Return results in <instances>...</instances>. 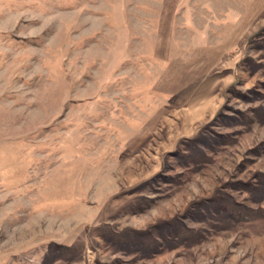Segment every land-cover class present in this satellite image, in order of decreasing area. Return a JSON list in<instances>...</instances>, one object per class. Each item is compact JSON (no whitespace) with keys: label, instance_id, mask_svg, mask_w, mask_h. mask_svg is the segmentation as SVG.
<instances>
[{"label":"rangeland","instance_id":"1","mask_svg":"<svg viewBox=\"0 0 264 264\" xmlns=\"http://www.w3.org/2000/svg\"><path fill=\"white\" fill-rule=\"evenodd\" d=\"M0 264H264V0H0Z\"/></svg>","mask_w":264,"mask_h":264}]
</instances>
